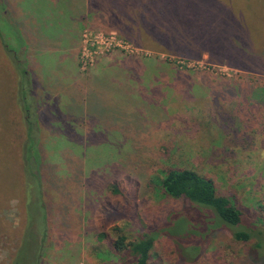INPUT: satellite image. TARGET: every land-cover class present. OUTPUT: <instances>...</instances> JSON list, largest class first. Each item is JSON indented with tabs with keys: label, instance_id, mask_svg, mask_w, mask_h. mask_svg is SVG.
<instances>
[{
	"label": "rangeland",
	"instance_id": "obj_1",
	"mask_svg": "<svg viewBox=\"0 0 264 264\" xmlns=\"http://www.w3.org/2000/svg\"><path fill=\"white\" fill-rule=\"evenodd\" d=\"M93 1L0 0V117L16 133L22 128L14 62L25 61L37 101L47 233L38 264H102L92 254L107 241L99 232L112 240L118 226L135 238L188 212L159 186L169 168L210 178L217 193L238 200L247 221L264 216V104L248 106L247 95L264 84V59L239 70L207 52L186 58L156 49L139 34L141 19L127 27L122 16L139 10L137 0L117 13L109 0ZM36 209L21 193L4 202L0 219L11 230L0 232V264H11L31 215L39 220ZM194 215L179 216L180 232L192 224L201 235L238 228L208 211ZM200 246L188 263L160 235L151 262L244 264L248 249L225 228Z\"/></svg>",
	"mask_w": 264,
	"mask_h": 264
},
{
	"label": "trees",
	"instance_id": "obj_2",
	"mask_svg": "<svg viewBox=\"0 0 264 264\" xmlns=\"http://www.w3.org/2000/svg\"><path fill=\"white\" fill-rule=\"evenodd\" d=\"M109 1L114 13L122 11L127 5L133 8L135 2ZM93 2L97 3L96 0ZM1 4L0 10L3 7ZM137 8L139 10L122 16L130 21L127 27L137 25V17L141 19L138 32L147 42L151 41V44L148 42L151 47L171 50L186 58H199L207 52L211 61H225L239 70H250L253 62L264 59V0H137ZM143 22L148 24L142 28ZM1 32L0 29V35ZM23 45L18 49L22 50ZM7 46L5 43V50H8ZM24 63V60L14 62L17 81L14 90L22 108V128L18 126L16 133L7 116L0 117V209L4 202L19 193L25 196V206H36L39 220L31 215L34 223L21 234L11 264H25L29 256L27 264H38L47 239L46 212L42 206V154L38 116L35 114L37 101L33 97L32 81ZM255 88L253 84L250 94H247L248 106L253 103L251 107L264 104V84L259 89ZM158 182L164 194L184 200L189 211L173 219L168 217L170 221L161 227L143 229L135 238H129L118 226L113 227L115 237L112 240L105 232H99L97 240L107 241L102 248L94 247L92 254L102 264H152L154 242L160 235L174 241L183 261L194 263L201 255L200 242L222 228L230 232L233 240L244 243L246 249L251 244L244 254V264H264V216L260 218L258 215L255 220L247 221L244 209L236 198L217 193L210 178L191 168L166 169ZM259 210L264 214L262 206ZM204 211H208V216L210 212L214 213L222 222L238 228L229 229L221 225L201 235L199 231L202 228L196 233L192 224L187 232H180L182 227L175 223L179 216L187 214L194 218V213ZM9 230L11 225L3 224L1 218L0 232Z\"/></svg>",
	"mask_w": 264,
	"mask_h": 264
}]
</instances>
